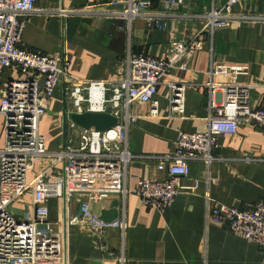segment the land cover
Returning a JSON list of instances; mask_svg holds the SVG:
<instances>
[{
  "label": "crops",
  "instance_id": "obj_1",
  "mask_svg": "<svg viewBox=\"0 0 264 264\" xmlns=\"http://www.w3.org/2000/svg\"><path fill=\"white\" fill-rule=\"evenodd\" d=\"M110 1L35 0L37 11L25 19L21 45L43 54H63L68 71L81 79L113 81L125 76L128 55L164 57L172 38L188 39L202 30L205 20L193 15L226 0H187L178 10L179 18L166 17L161 30L143 18L127 20L115 15L125 9L124 0L108 6L103 15L62 17L57 12ZM154 8L160 10L157 4ZM232 14L236 18L229 26L202 32L203 48L192 56L186 70L176 68L164 76L155 94V116L150 104L129 108L136 119L128 128V148L138 156L127 166L130 193L90 200L91 220L74 222L70 221L77 215L75 199L66 213L62 200L49 199L48 220L64 237L68 264H264V252L256 243L206 221L207 206L219 203L240 208L264 200V131L243 124L236 134H219L213 159L190 161L191 179L181 181L179 194L163 210L145 208L134 191L139 179L166 178L165 169L157 170V156L175 152L179 132L207 130L208 117L214 114L209 108L208 83L215 88L218 105L225 99V86L246 84L250 105L264 107V21L248 19L264 16V0H238ZM10 76L22 77L9 68L1 73L3 80ZM169 81L185 85L181 113L171 109ZM65 105L60 84L40 122L48 150L58 148L64 139ZM3 145L0 116V148ZM192 179H199L195 191L187 188ZM19 207L15 204L13 210Z\"/></svg>",
  "mask_w": 264,
  "mask_h": 264
},
{
  "label": "built area",
  "instance_id": "obj_2",
  "mask_svg": "<svg viewBox=\"0 0 264 264\" xmlns=\"http://www.w3.org/2000/svg\"><path fill=\"white\" fill-rule=\"evenodd\" d=\"M237 1L226 0L219 7L212 5L206 12L193 15L205 20L202 30L188 39L172 38L164 57L128 55L125 76L106 82L71 74L63 54L48 55L23 47L21 34L26 17L37 11L35 0H0V116L4 128V145L0 148V264H68L64 237L48 220L49 199L62 200L64 213L75 199L77 215L70 221L74 222L77 218L91 220L90 200L109 193H130L127 166L138 156L128 148V128L136 119L129 108L150 104L155 116V94L164 76L176 68H188L192 56L203 48V31L231 24L236 18L232 8ZM119 2L122 0L57 12L62 17L103 15L108 6ZM186 2L124 0L125 9L115 15L127 20L143 18L161 30L164 19L178 17L179 8ZM248 19L264 21V16ZM5 68L22 77L3 80ZM60 84L66 104V134L58 148L48 150L40 122ZM167 85L171 109L183 112L185 85L172 81ZM207 86L209 108L214 111L208 117L207 130L179 132L175 152L157 156V170L165 169L166 178H142L135 183V194L145 208L163 210L171 206L182 188L181 181L191 179L190 161H211L219 134H236L243 124L264 131V107L250 105L249 85L225 86V99L220 105L215 102L213 84ZM84 112L108 113L118 122L98 131L82 128L69 118L72 113ZM40 161L44 164L33 169ZM198 185L199 179H192L187 188L195 191ZM78 195L85 199H78ZM15 204L20 205L17 212L13 210ZM206 221L256 243L264 252V200L240 208L219 203L207 206Z\"/></svg>",
  "mask_w": 264,
  "mask_h": 264
},
{
  "label": "water",
  "instance_id": "obj_3",
  "mask_svg": "<svg viewBox=\"0 0 264 264\" xmlns=\"http://www.w3.org/2000/svg\"><path fill=\"white\" fill-rule=\"evenodd\" d=\"M69 118L76 125L89 129L93 127L95 130L104 131L112 128L117 124L118 119L108 113L100 112H84V113H72ZM66 120L67 115L65 109L63 110V136L66 134Z\"/></svg>",
  "mask_w": 264,
  "mask_h": 264
}]
</instances>
